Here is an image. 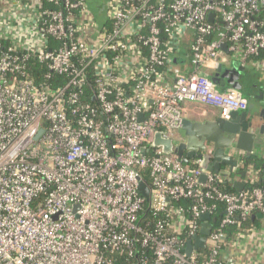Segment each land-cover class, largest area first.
<instances>
[{"label":"built area","instance_id":"obj_1","mask_svg":"<svg viewBox=\"0 0 264 264\" xmlns=\"http://www.w3.org/2000/svg\"><path fill=\"white\" fill-rule=\"evenodd\" d=\"M96 3L0 4V264H235L225 229L264 215V189L224 192L228 168L153 142L181 141L188 102L225 119L248 109L201 70L264 59V0ZM205 214L217 222L189 256Z\"/></svg>","mask_w":264,"mask_h":264},{"label":"water","instance_id":"obj_2","mask_svg":"<svg viewBox=\"0 0 264 264\" xmlns=\"http://www.w3.org/2000/svg\"><path fill=\"white\" fill-rule=\"evenodd\" d=\"M224 50L226 51V46ZM243 75V67L237 66L224 70V66L220 65L218 74L212 78V81L217 87L226 84L242 92ZM253 108L251 104L249 109L253 110ZM180 134L181 141L176 143L171 138H164L162 133L158 132L155 134L153 147L162 149L165 154L176 157L187 166L198 161L200 167L206 172L219 173L224 168L234 171L241 167L233 153H244L245 158L255 154L259 136L264 135V125L257 132V120L247 111L233 112L228 119L220 115L211 117L206 112H202L195 119H185ZM206 179L207 176L203 175L201 182L205 183ZM262 182H264V175ZM232 186L236 192L240 193L246 189L247 183L235 181ZM140 190L146 198H149V190L144 183L141 184ZM253 218L263 219L264 215H254ZM201 220L203 221L201 236H195L188 242L189 256L194 251L205 249L207 237L211 233L213 224L217 222V219L209 214L203 215Z\"/></svg>","mask_w":264,"mask_h":264},{"label":"crops","instance_id":"obj_3","mask_svg":"<svg viewBox=\"0 0 264 264\" xmlns=\"http://www.w3.org/2000/svg\"><path fill=\"white\" fill-rule=\"evenodd\" d=\"M3 2L4 0H0V4H2ZM191 43V39H186L182 42L181 52L179 55L180 60L178 59L177 61V67H180L182 71L185 72L192 71L189 55ZM223 66L224 70L237 66L239 68L243 67V90L241 93L243 97L248 101L249 106L252 104L254 107L253 110H250L248 107L246 111L252 118H256L257 132H259L260 127L264 125V59H251L245 64V66H243L239 61L231 59L228 65ZM201 71L212 79L217 76L218 67L213 64H209ZM230 88L232 87L223 84L218 87V90L221 92H225L230 90ZM185 107V119H195V117L200 116V113L202 112H206L208 116L211 117L220 115V111L217 108L199 103L188 102L187 104H185ZM233 155L239 162L240 160H244L246 156L244 153L240 154V152L233 153ZM254 156H257L259 159L264 160V135L259 136V140L255 147ZM246 176L247 172L245 174V177H243L242 179L232 176V184L235 181L246 183ZM257 219L259 221L257 227H251L248 230H244L242 233L237 234L232 238L228 237V241L235 244V249H232V253L236 257L235 264H264V218Z\"/></svg>","mask_w":264,"mask_h":264},{"label":"trees","instance_id":"obj_4","mask_svg":"<svg viewBox=\"0 0 264 264\" xmlns=\"http://www.w3.org/2000/svg\"><path fill=\"white\" fill-rule=\"evenodd\" d=\"M243 161H244V164L239 169L234 170V171L230 170L232 172V176H234L235 178L238 177V178L242 179L243 177H245V174L248 171V169L253 168V169L259 171L260 176L263 180L264 160L259 159L257 156L253 155L250 158H245ZM220 188L224 192L233 193V194L237 193L230 182L221 184ZM257 188L264 189V182L261 181L258 185L249 184V185H247V188L245 191L252 192L253 190H255ZM187 203L192 204L191 201H188ZM258 223H259L258 219L253 218V217H250L245 222H243L242 220L237 218L235 225L229 226V227H227V229H225V234L227 235V237L232 238L235 235L242 233L244 230H248L251 227H257Z\"/></svg>","mask_w":264,"mask_h":264},{"label":"rangeland","instance_id":"obj_5","mask_svg":"<svg viewBox=\"0 0 264 264\" xmlns=\"http://www.w3.org/2000/svg\"><path fill=\"white\" fill-rule=\"evenodd\" d=\"M93 2H103L104 0H92ZM97 3L94 5V6H92L93 8L97 5Z\"/></svg>","mask_w":264,"mask_h":264}]
</instances>
